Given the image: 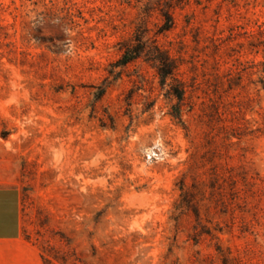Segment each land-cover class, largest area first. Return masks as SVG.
Masks as SVG:
<instances>
[{
  "label": "rangeland",
  "instance_id": "rangeland-1",
  "mask_svg": "<svg viewBox=\"0 0 264 264\" xmlns=\"http://www.w3.org/2000/svg\"><path fill=\"white\" fill-rule=\"evenodd\" d=\"M0 187L32 264H264V0H0Z\"/></svg>",
  "mask_w": 264,
  "mask_h": 264
},
{
  "label": "crops",
  "instance_id": "crops-1",
  "mask_svg": "<svg viewBox=\"0 0 264 264\" xmlns=\"http://www.w3.org/2000/svg\"><path fill=\"white\" fill-rule=\"evenodd\" d=\"M12 192L0 187V264H17L18 254L24 264H32L30 251L21 241L20 203L12 200Z\"/></svg>",
  "mask_w": 264,
  "mask_h": 264
},
{
  "label": "trees",
  "instance_id": "trees-1",
  "mask_svg": "<svg viewBox=\"0 0 264 264\" xmlns=\"http://www.w3.org/2000/svg\"><path fill=\"white\" fill-rule=\"evenodd\" d=\"M140 48L138 49H130V48H126L123 51L122 57L121 59L118 61L119 66L125 67L128 64H130L131 62H133L134 60H136L139 55H140ZM166 58V62L163 64V61L161 62V60H156V62H161L162 66H158V73L160 75V77L162 78L163 83H165L166 78L168 76H173L174 72H175V67L171 66V59L169 58V56L165 55ZM166 68V69H164ZM169 70V71H168ZM175 97L178 99L179 103H181L184 100V95H185V90L184 88H177L176 92H175ZM174 117L177 119H180V115H179V111L176 112V114H174Z\"/></svg>",
  "mask_w": 264,
  "mask_h": 264
}]
</instances>
